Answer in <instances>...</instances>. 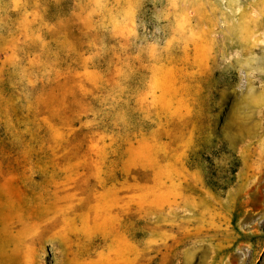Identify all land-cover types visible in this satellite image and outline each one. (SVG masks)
Listing matches in <instances>:
<instances>
[{
  "label": "rangeland",
  "instance_id": "374dc122",
  "mask_svg": "<svg viewBox=\"0 0 264 264\" xmlns=\"http://www.w3.org/2000/svg\"><path fill=\"white\" fill-rule=\"evenodd\" d=\"M0 264H264V0H0Z\"/></svg>",
  "mask_w": 264,
  "mask_h": 264
}]
</instances>
